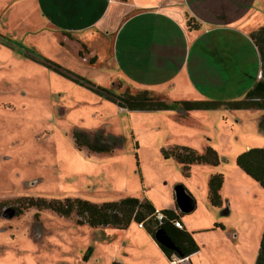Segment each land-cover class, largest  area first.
Here are the masks:
<instances>
[{
	"label": "rangeland",
	"instance_id": "obj_1",
	"mask_svg": "<svg viewBox=\"0 0 264 264\" xmlns=\"http://www.w3.org/2000/svg\"><path fill=\"white\" fill-rule=\"evenodd\" d=\"M12 2L0 0L1 36L16 46L34 48L65 71L115 96L138 92L116 79L108 53L105 61L89 55L87 40L38 20L24 21L18 10L15 20L1 21ZM259 13L263 26L264 12ZM252 48L234 50L227 65L207 49L199 60L189 56L184 61L181 53L179 64L187 63L196 94L179 83L182 88L172 91V96L163 95L171 101L242 100L259 78L260 62ZM262 116L261 110L227 107L195 109L185 115L176 110L120 109L0 42V264H112L124 254L135 263L171 264L176 259L167 258L154 239L144 236L145 226L144 233L137 234L134 221L124 230L107 227L116 233L109 242L101 229L78 224L75 216L65 219L31 208L9 217L19 200L29 198L80 199L101 205L131 197L149 201L157 211H174L177 185L196 202L191 213L181 214V222L196 237L199 250L204 249L200 258L213 264H255L264 229V189L246 177L236 158L248 148H264ZM76 130H101L121 138V144L107 153L78 149L73 140ZM175 148L199 154L212 149L219 165L184 169L163 155ZM216 173L224 176L221 207L208 200V179ZM226 207L230 212L224 215ZM198 264L204 263L198 260Z\"/></svg>",
	"mask_w": 264,
	"mask_h": 264
},
{
	"label": "crops",
	"instance_id": "obj_2",
	"mask_svg": "<svg viewBox=\"0 0 264 264\" xmlns=\"http://www.w3.org/2000/svg\"><path fill=\"white\" fill-rule=\"evenodd\" d=\"M12 4L1 21L15 20L18 10L24 13L21 16L24 21L28 18L38 20L53 30L87 40L90 56L105 61V53H108L111 72L118 81L134 90H147L162 96L165 92H171L172 96V91L182 88L179 83L196 94L187 63L183 67L179 64L181 53L184 61L189 56L199 60L207 49L227 65L233 60L234 50L250 51L252 46L256 50L250 35L262 27L258 17L259 12H264V0H13ZM10 6L8 4L4 10ZM177 210L173 212L178 214ZM179 218L181 220V216ZM99 229L104 239L115 240L114 230ZM131 230L132 226L127 231ZM135 230L137 234L142 231ZM191 235L195 240L194 234ZM144 236L153 239L148 233ZM203 252L200 248L194 256L184 260L173 257L176 260L170 263L198 264L199 260L213 264L200 258ZM127 256L124 254L123 259L115 262L146 264L145 261L135 263L126 259ZM195 257H199L197 261Z\"/></svg>",
	"mask_w": 264,
	"mask_h": 264
},
{
	"label": "trees",
	"instance_id": "obj_3",
	"mask_svg": "<svg viewBox=\"0 0 264 264\" xmlns=\"http://www.w3.org/2000/svg\"><path fill=\"white\" fill-rule=\"evenodd\" d=\"M126 2L128 0H115ZM190 26V20L188 21ZM192 26V25H191ZM193 27V26H192ZM250 38L256 47L259 55L260 72L259 79L256 80L252 88L245 97L235 102H211V101H170L165 96L154 94L147 90L138 91L131 94L125 91L120 95H113L105 88L98 87L87 79L65 71L60 66L44 58L37 50L31 47L15 45L11 40L0 35V42L13 47L26 58L31 59L41 65L48 67L63 77L74 83L88 87L97 95L102 96L114 102L120 109L139 112H155L176 110L185 115L192 110H211L219 107H227L234 110H261L264 112V26L254 31ZM259 129L264 134V116L260 118ZM121 138L112 135L106 136L103 131L95 133L76 130L73 140L78 149L85 148L91 153H107L113 151L121 144ZM137 148V147H136ZM165 159L171 157L176 163L187 168L191 165H219V158L212 149H205L201 154L188 148H175L169 151H163ZM236 165L249 178L257 182L264 189V148L249 149L236 158ZM187 172V171H186ZM224 177L222 174H216L208 181V200L215 207L222 206L220 190L222 188ZM21 202V203H20ZM18 209L12 210L14 215H19L23 210L34 208L36 210H49L57 216L69 219L76 217L78 224H85L89 228L99 229L112 227L118 230L127 229L134 221L137 224H143L147 233L154 239V233L158 229L164 230L177 248V251L166 249L159 245L163 254L171 259L176 257L179 260L189 258L191 255L199 252V247L192 235L184 229L179 230L165 221L161 226L155 220L156 209L152 203L147 200L142 202L131 197L122 199L118 202L104 203L101 205L93 204L80 199H66L64 201L45 200V199H21ZM9 210V209H8ZM177 210V209H176ZM178 211V210H177ZM168 220L178 219L182 213L173 211H160ZM91 251H89V256ZM88 257V256H87ZM112 264H120L113 262ZM255 264H264V229L262 232L258 255Z\"/></svg>",
	"mask_w": 264,
	"mask_h": 264
},
{
	"label": "water",
	"instance_id": "obj_4",
	"mask_svg": "<svg viewBox=\"0 0 264 264\" xmlns=\"http://www.w3.org/2000/svg\"><path fill=\"white\" fill-rule=\"evenodd\" d=\"M174 192L178 211L182 214L191 213L196 207V202L193 197L189 193H187L186 189L182 185H177L174 188ZM223 214H229L228 207L223 210ZM13 215L14 214L11 213L9 218L13 217ZM154 241L157 244L162 245L166 249L177 251V248L174 243L171 241L167 233L162 229H158L155 231Z\"/></svg>",
	"mask_w": 264,
	"mask_h": 264
},
{
	"label": "built area",
	"instance_id": "obj_5",
	"mask_svg": "<svg viewBox=\"0 0 264 264\" xmlns=\"http://www.w3.org/2000/svg\"><path fill=\"white\" fill-rule=\"evenodd\" d=\"M154 218L157 221L159 226H161L165 221H167L171 226H173L176 229H179V230H183L184 229L181 220H178V219L168 220L167 217L163 213H161L160 211L156 210ZM137 226L140 229L143 228V224L142 223L138 224Z\"/></svg>",
	"mask_w": 264,
	"mask_h": 264
}]
</instances>
